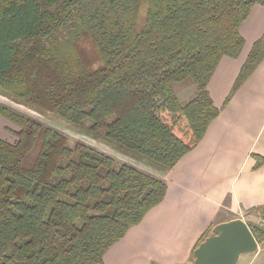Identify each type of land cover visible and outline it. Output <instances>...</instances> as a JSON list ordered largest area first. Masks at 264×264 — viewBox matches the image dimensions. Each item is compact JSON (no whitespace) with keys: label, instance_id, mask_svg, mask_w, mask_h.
<instances>
[{"label":"trees","instance_id":"trees-1","mask_svg":"<svg viewBox=\"0 0 264 264\" xmlns=\"http://www.w3.org/2000/svg\"><path fill=\"white\" fill-rule=\"evenodd\" d=\"M263 3L0 0V97L86 126L111 150L72 144L0 103L15 126L13 142L0 140V264H105L165 199L153 171L172 170L219 117L209 82L224 57H239L240 28ZM263 58L264 39L227 101ZM188 81L196 93L182 102L175 85ZM249 213L264 221V206ZM248 226L262 245L264 228Z\"/></svg>","mask_w":264,"mask_h":264},{"label":"crops","instance_id":"crops-1","mask_svg":"<svg viewBox=\"0 0 264 264\" xmlns=\"http://www.w3.org/2000/svg\"><path fill=\"white\" fill-rule=\"evenodd\" d=\"M244 47L224 57L208 86L221 113L198 146L166 174V197L104 257L105 264H193L196 246L218 224L242 219L264 228L250 210L264 206V58L231 95L255 44L264 39V3L242 24ZM15 126L0 115V140L14 141ZM244 257H249L243 260ZM239 264H264V242Z\"/></svg>","mask_w":264,"mask_h":264},{"label":"water","instance_id":"water-1","mask_svg":"<svg viewBox=\"0 0 264 264\" xmlns=\"http://www.w3.org/2000/svg\"><path fill=\"white\" fill-rule=\"evenodd\" d=\"M258 250L248 224L236 219L214 227L212 235L194 251L193 264H239L241 256Z\"/></svg>","mask_w":264,"mask_h":264},{"label":"rangeland","instance_id":"rangeland-1","mask_svg":"<svg viewBox=\"0 0 264 264\" xmlns=\"http://www.w3.org/2000/svg\"><path fill=\"white\" fill-rule=\"evenodd\" d=\"M188 82H190V81H188ZM188 82L184 83L186 85H183V84L182 85L181 84L175 85V91H176L179 99L182 102H186L187 99H190L188 97H193L196 93V88L191 82H190L191 83V91H190V87H189L190 85L187 84ZM0 103L7 105V106H10L11 108H13L19 112H22V113L28 115L29 117H31L33 119H37L38 121H40L41 123H43L46 126H49V127H52L54 129L58 130L59 132L66 135L72 144L76 143V142H82V143L90 145V146H92V147H94V148L98 149L99 151H102L106 154L108 151H111L106 145H104L99 140L98 137H96V138L91 137V135H89L87 130H86V126H76V125H73L72 123H70V122H68L62 118L55 117L52 115H45V116L40 115L38 113L29 111V110L24 109L20 106H17V105L13 104L12 102H10L9 100H7L3 97H0ZM129 162H130V160H129ZM147 166L151 167V165H149L148 163H147ZM246 258H249V257H244L243 260H245Z\"/></svg>","mask_w":264,"mask_h":264}]
</instances>
